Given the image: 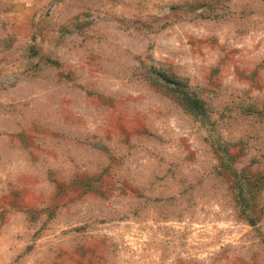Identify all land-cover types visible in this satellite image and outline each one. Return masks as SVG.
<instances>
[{
	"label": "rangeland",
	"instance_id": "obj_1",
	"mask_svg": "<svg viewBox=\"0 0 264 264\" xmlns=\"http://www.w3.org/2000/svg\"><path fill=\"white\" fill-rule=\"evenodd\" d=\"M0 6V264H264V0Z\"/></svg>",
	"mask_w": 264,
	"mask_h": 264
},
{
	"label": "crops",
	"instance_id": "obj_2",
	"mask_svg": "<svg viewBox=\"0 0 264 264\" xmlns=\"http://www.w3.org/2000/svg\"><path fill=\"white\" fill-rule=\"evenodd\" d=\"M30 0H0V6H14L16 8H26L30 7Z\"/></svg>",
	"mask_w": 264,
	"mask_h": 264
}]
</instances>
